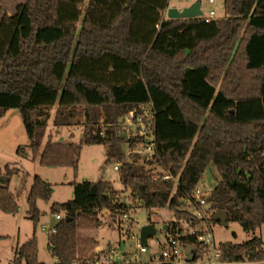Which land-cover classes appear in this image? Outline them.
I'll list each match as a JSON object with an SVG mask.
<instances>
[{
  "label": "trees",
  "instance_id": "16d2710c",
  "mask_svg": "<svg viewBox=\"0 0 264 264\" xmlns=\"http://www.w3.org/2000/svg\"><path fill=\"white\" fill-rule=\"evenodd\" d=\"M85 1L25 0L1 18L0 120L19 112L42 167L76 172L83 146H104L105 165L120 164L124 189L149 214L188 215L184 202L213 165L220 180L207 199L209 221L220 223L221 210L225 224L255 232L264 225V0H224L225 17L210 21L164 19L169 0ZM53 108V126H81L82 143L43 145ZM147 108L155 146L153 159L141 164L138 154L127 155L139 139L126 142L121 123ZM165 173L177 182L163 180ZM18 174L0 167L3 214L19 213L9 188ZM70 185L73 198L50 206L61 220L47 250L57 264H95L98 243L79 232L100 227L96 212L123 218L128 206L111 182ZM51 196L52 185L35 176L26 213L34 228L37 203ZM182 241L202 247L194 237ZM263 247L259 238L220 244L221 261L263 262ZM11 264H43L35 235L14 248Z\"/></svg>",
  "mask_w": 264,
  "mask_h": 264
},
{
  "label": "rangeland",
  "instance_id": "374dc122",
  "mask_svg": "<svg viewBox=\"0 0 264 264\" xmlns=\"http://www.w3.org/2000/svg\"><path fill=\"white\" fill-rule=\"evenodd\" d=\"M24 1L0 0V20L4 15H13L16 7ZM196 1L169 0L168 8L181 10ZM200 1L203 13L201 18L208 17L210 10L215 11L214 19L225 17L224 0H214L213 4H210L208 0ZM163 18L167 19L166 11L163 13ZM55 108L52 109L51 117L47 122V132L43 145L48 140L55 143H82L83 129L81 126L59 129L53 126L52 118ZM139 151H145V149L140 147ZM145 154L140 155L139 163H144L142 158ZM6 165L19 170V174L11 179L9 188L15 195L19 208L23 210L20 211L19 209L20 212L14 216L0 212V237H2L0 239V264H11L13 249L17 245L26 242L33 235L37 239L38 260L43 264H52L53 258L47 250V235L49 234L48 230L54 227L57 221L55 220V215L50 214L49 209L53 203H64L73 198L71 185L61 184L62 182L80 183L103 180L111 182L115 190L119 192L118 202L128 206L127 215L123 218H112L110 213L105 215L104 213L96 212L95 217L99 219L100 227L79 232L81 237L95 239L98 243V248L105 250V256L113 251L115 253L114 259L116 260L124 255L126 258L136 259L134 260L135 264H149L152 259L154 260V256L159 253L155 240L161 239L167 225L174 221V214L167 209L156 210L154 211L155 214H149L132 202L129 191L124 189L118 172L114 170V163L105 165V147L102 145L83 146L76 172L72 168H47L40 166L39 159L33 157L17 110L8 111L3 119L0 120V167L3 168ZM147 168L149 166H145V169ZM151 168L154 172H161V169L157 166ZM35 176L52 185V196L48 202L39 201L37 203L41 216L37 226L34 228L32 222L27 219L26 213L28 210L27 196ZM219 180L220 174L213 165H210L202 175L198 186L211 188ZM188 217L186 215L179 219ZM148 224L154 226L156 234L147 240V252L141 253L137 247L140 244V230ZM198 224L199 222L196 226ZM211 229L216 246L224 243L242 244L252 238H259L264 244V225L253 233L244 232L238 224H223L221 222L213 223ZM102 261L103 257H99L97 260V262ZM238 264H264V261H246Z\"/></svg>",
  "mask_w": 264,
  "mask_h": 264
},
{
  "label": "built area",
  "instance_id": "2783aa9c",
  "mask_svg": "<svg viewBox=\"0 0 264 264\" xmlns=\"http://www.w3.org/2000/svg\"><path fill=\"white\" fill-rule=\"evenodd\" d=\"M208 2L213 4L214 0H208ZM214 17L215 11L210 10L208 17L204 18L206 21H210ZM148 109L144 111V114L137 115L133 111L130 112L121 123V135L126 142H132L135 138L139 139L138 147L135 149L129 148L127 155L138 154L140 157L141 154L146 153L142 158L144 162H149L153 159L155 146V136L152 131L153 114ZM140 147L145 149V151H139ZM119 165L114 164V170L117 171ZM162 179L177 182V179H173L168 173H165ZM212 188L196 187L192 196L184 202L183 210L188 213L189 217L181 220L174 217L173 222L175 225L171 226L169 230L168 228L164 231L162 230L164 234L161 239L155 240V245L158 247L159 253L154 256V260L152 259L149 264H224L221 261L220 248L214 243L211 229L212 224L209 221L212 210L207 199L210 197ZM102 213L105 215L108 214V212ZM55 220L59 222L61 220L60 215H55ZM198 222L199 224L196 226ZM48 231V233H55V227L50 228ZM185 236L196 238L202 247L198 249L185 244L182 241ZM137 247L141 253H146L148 250L147 245L143 246L141 243ZM188 247L191 248V254L193 255L192 261H187L188 255L186 254V250ZM97 252L99 257H103V261H96L95 264H114L125 260L128 263L135 264L134 260L136 259L125 258L124 255L117 260L114 259L115 253L113 251L109 252L107 256H105V250L97 248Z\"/></svg>",
  "mask_w": 264,
  "mask_h": 264
},
{
  "label": "water",
  "instance_id": "95a60500",
  "mask_svg": "<svg viewBox=\"0 0 264 264\" xmlns=\"http://www.w3.org/2000/svg\"><path fill=\"white\" fill-rule=\"evenodd\" d=\"M203 15L201 11V1L197 0L195 3L190 5L189 7H185L181 10L177 8H168L166 10V17L169 20H178V19H197L201 18ZM215 219H220L221 223L225 224V213L221 210L217 211L215 214ZM233 232V230H232ZM156 234V230L152 224H148L141 228L140 230V243L143 246L147 245V239L154 236ZM186 254L188 255L187 261L193 260V255L191 254V248H187Z\"/></svg>",
  "mask_w": 264,
  "mask_h": 264
},
{
  "label": "crops",
  "instance_id": "0c3cea01",
  "mask_svg": "<svg viewBox=\"0 0 264 264\" xmlns=\"http://www.w3.org/2000/svg\"><path fill=\"white\" fill-rule=\"evenodd\" d=\"M70 183H71V182H62L61 184H70ZM21 210H23V209L20 208V211H21ZM20 211H19V212H20ZM57 223H58V222H57ZM13 250H14V249H13ZM125 258H126V257H125ZM52 260H53L52 264H57L55 259H52ZM39 262H40V261H39Z\"/></svg>",
  "mask_w": 264,
  "mask_h": 264
}]
</instances>
